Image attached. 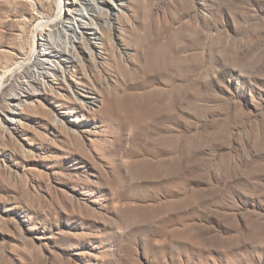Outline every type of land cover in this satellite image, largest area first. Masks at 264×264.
<instances>
[{"label":"rangeland","instance_id":"374dc122","mask_svg":"<svg viewBox=\"0 0 264 264\" xmlns=\"http://www.w3.org/2000/svg\"><path fill=\"white\" fill-rule=\"evenodd\" d=\"M58 1L0 0V264H264V0H118L34 82Z\"/></svg>","mask_w":264,"mask_h":264},{"label":"bare ground","instance_id":"6f19581e","mask_svg":"<svg viewBox=\"0 0 264 264\" xmlns=\"http://www.w3.org/2000/svg\"><path fill=\"white\" fill-rule=\"evenodd\" d=\"M122 4L118 0H59L56 15L37 23L39 35L29 59L34 66L32 81L56 74L64 78L65 68L77 65L81 53L91 55V45L104 26H111Z\"/></svg>","mask_w":264,"mask_h":264}]
</instances>
